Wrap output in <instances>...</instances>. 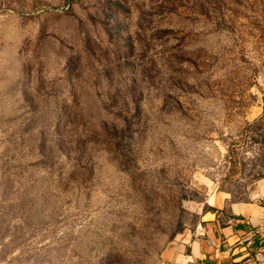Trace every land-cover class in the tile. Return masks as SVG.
<instances>
[{"label":"rangeland","instance_id":"1","mask_svg":"<svg viewBox=\"0 0 264 264\" xmlns=\"http://www.w3.org/2000/svg\"><path fill=\"white\" fill-rule=\"evenodd\" d=\"M263 198L264 0H0V264H161Z\"/></svg>","mask_w":264,"mask_h":264},{"label":"crops","instance_id":"2","mask_svg":"<svg viewBox=\"0 0 264 264\" xmlns=\"http://www.w3.org/2000/svg\"><path fill=\"white\" fill-rule=\"evenodd\" d=\"M209 203L192 230L161 255V264H264V198Z\"/></svg>","mask_w":264,"mask_h":264}]
</instances>
